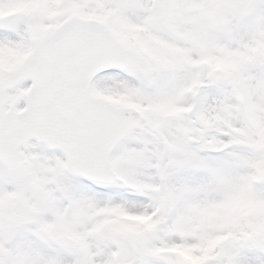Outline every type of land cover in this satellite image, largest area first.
<instances>
[{"label": "snow or ice", "instance_id": "6c2138e0", "mask_svg": "<svg viewBox=\"0 0 264 264\" xmlns=\"http://www.w3.org/2000/svg\"><path fill=\"white\" fill-rule=\"evenodd\" d=\"M0 264H264V0H0Z\"/></svg>", "mask_w": 264, "mask_h": 264}]
</instances>
